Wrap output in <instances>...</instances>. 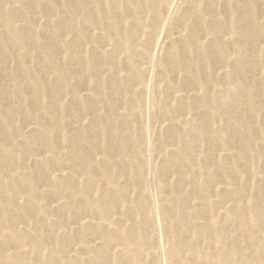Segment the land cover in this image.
<instances>
[{
  "label": "rangeland",
  "instance_id": "1",
  "mask_svg": "<svg viewBox=\"0 0 264 264\" xmlns=\"http://www.w3.org/2000/svg\"><path fill=\"white\" fill-rule=\"evenodd\" d=\"M0 264H264V0H0Z\"/></svg>",
  "mask_w": 264,
  "mask_h": 264
}]
</instances>
